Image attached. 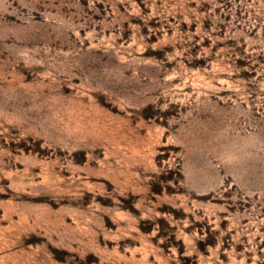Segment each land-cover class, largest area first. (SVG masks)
I'll list each match as a JSON object with an SVG mask.
<instances>
[{"label":"rangeland","instance_id":"obj_1","mask_svg":"<svg viewBox=\"0 0 264 264\" xmlns=\"http://www.w3.org/2000/svg\"><path fill=\"white\" fill-rule=\"evenodd\" d=\"M0 264H264V0H0Z\"/></svg>","mask_w":264,"mask_h":264}]
</instances>
